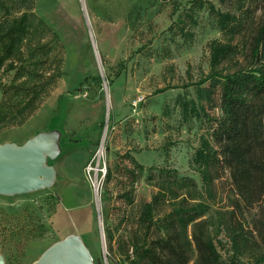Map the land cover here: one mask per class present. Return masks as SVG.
Here are the masks:
<instances>
[{"label": "rangeland", "instance_id": "obj_1", "mask_svg": "<svg viewBox=\"0 0 264 264\" xmlns=\"http://www.w3.org/2000/svg\"><path fill=\"white\" fill-rule=\"evenodd\" d=\"M192 1L35 2V12L65 45L64 75L23 126L0 132V144L22 146L36 137H53L57 155L46 152L44 166L60 169V176L65 169L66 181L74 180L81 163L98 226L97 233L82 236L92 264H118L120 257L115 242L106 236V229L114 228L126 210L117 199L121 180L106 178L118 154L132 151L146 168L169 167L201 185L189 163L201 137L209 136L208 125L202 119L183 122L176 100L180 94L195 96L193 86H184L209 72V43L224 39L208 4L198 10L195 25L179 24L193 7ZM204 1L235 11L228 3ZM247 7L246 28L232 40L238 54L228 63L231 70L264 65V38L259 56L252 53L264 24V0H253ZM179 25H185L194 38L184 40ZM93 158L91 176L100 181L98 194L86 173ZM255 158L264 161V150H257ZM147 175L145 171L136 183V202L127 209L132 216L156 192L146 182ZM43 179L33 188L0 191V254L5 264H33L66 238L68 229L53 224V217L60 204L58 194H66L68 184L60 179L51 188ZM215 192L210 213L197 227H189V236L193 239L195 233L204 241L211 240L220 257L206 262L192 245L188 264H255L264 256V177L251 191L242 192L226 171L216 182ZM121 233L120 229L115 235Z\"/></svg>", "mask_w": 264, "mask_h": 264}, {"label": "trees", "instance_id": "obj_2", "mask_svg": "<svg viewBox=\"0 0 264 264\" xmlns=\"http://www.w3.org/2000/svg\"><path fill=\"white\" fill-rule=\"evenodd\" d=\"M218 1L235 11L218 9L211 1L193 0L185 21L179 22L195 25L198 10L208 4L224 39L209 43V72L184 86H193L195 96L180 94L176 100L183 122L202 119L208 125L209 136L201 137L189 163L201 185L169 167L146 168L132 151L118 154L106 173L108 181L121 180L117 199L126 209L115 227L106 229L107 239L116 244L118 264H188L192 245L206 262L218 259L214 243L195 233L190 239L189 227H197L210 213L216 182L226 171L242 192L251 191L264 177V161L255 158L257 150H264V65L227 67L238 54L232 40L246 28L244 15L249 11L247 3L253 0ZM35 2L0 0V132L23 126L64 75L65 45L58 32L35 12ZM184 26H178L180 35L184 40L193 39L194 33ZM263 38L264 24L252 48L255 57ZM145 171L146 182L156 192L132 216L127 209L136 202V183ZM120 229L123 233L115 235ZM255 264H264V256Z\"/></svg>", "mask_w": 264, "mask_h": 264}, {"label": "water", "instance_id": "obj_3", "mask_svg": "<svg viewBox=\"0 0 264 264\" xmlns=\"http://www.w3.org/2000/svg\"><path fill=\"white\" fill-rule=\"evenodd\" d=\"M54 138H34L22 146L0 144V191L25 190L37 186L41 176L51 186L55 177L52 166H44L46 152L52 157ZM54 145V146H53ZM42 165V167H41ZM93 259L85 244L75 236L66 237L33 264H92ZM0 264H5L0 254Z\"/></svg>", "mask_w": 264, "mask_h": 264}, {"label": "crops", "instance_id": "obj_4", "mask_svg": "<svg viewBox=\"0 0 264 264\" xmlns=\"http://www.w3.org/2000/svg\"><path fill=\"white\" fill-rule=\"evenodd\" d=\"M53 168L55 170V177L51 183V188L60 179L62 182H65V177L68 173L63 169V176H60V169L57 171L55 166ZM79 168L80 172L78 171V174H74V180L67 178L66 184L68 185L66 194L61 196L56 192L60 197V204L57 206L54 214L53 224L57 222L64 224L62 229H68L66 230L65 237L75 236L82 240L85 232L97 233L98 226L91 192L85 190V186H89V184L82 174L81 163L79 164Z\"/></svg>", "mask_w": 264, "mask_h": 264}, {"label": "built area", "instance_id": "obj_5", "mask_svg": "<svg viewBox=\"0 0 264 264\" xmlns=\"http://www.w3.org/2000/svg\"><path fill=\"white\" fill-rule=\"evenodd\" d=\"M142 99H139L138 101L141 102ZM95 170L94 168V158L91 159L88 163H87V168H86V173L91 181V185L95 191L96 194H98L99 188H100V181L98 179V177L93 178L91 176V173Z\"/></svg>", "mask_w": 264, "mask_h": 264}]
</instances>
